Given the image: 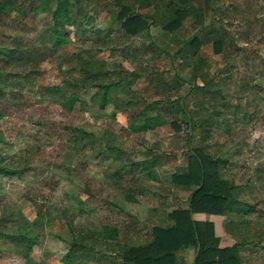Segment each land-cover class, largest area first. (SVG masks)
I'll return each instance as SVG.
<instances>
[{"label": "rangeland", "instance_id": "374dc122", "mask_svg": "<svg viewBox=\"0 0 264 264\" xmlns=\"http://www.w3.org/2000/svg\"><path fill=\"white\" fill-rule=\"evenodd\" d=\"M31 1L18 0L20 5L4 12L0 26H5L7 37L19 35L22 47L42 53L34 80L20 88L27 104L0 120V160L24 169L21 175H0V264H25L27 245L21 237L26 232L38 239L28 253L30 264H62L59 259L68 244L79 238L78 228L115 229L114 240L97 235L98 244L81 263L109 264L121 261L116 253L131 233L150 235L154 226H168V214L185 208L189 195L172 178L188 169L189 115L220 106L211 105L202 90L191 88L194 74L201 73L216 83L224 80L222 87H233L218 98L220 103L229 102V107L221 103L219 124L206 129L203 145L214 157L228 147L238 149L227 167H232L231 177L244 190L241 201L256 205L246 218L255 238L234 239L221 215L197 213L193 218L213 223L219 247L237 246L236 264H264V0H212L211 10V0L195 1L200 13L185 18L178 29L166 27L172 11L155 10L154 0L135 4L137 11L153 17L151 40L161 53L152 50L150 41L115 29L106 10L87 23L86 16L76 18L78 1L67 0L69 15L61 13L57 23L63 24L57 25L55 10L64 0H35L30 5ZM210 26L228 33L218 52L201 35ZM57 34L63 42L54 46ZM193 35L201 44L186 46L184 58L178 55L171 60L182 41ZM82 59L102 61L101 69L125 78L109 90L112 101L104 108L100 107L103 90L92 74L81 70ZM149 77L165 78L173 99L156 94ZM241 79L258 84V93L238 96L228 81ZM188 90L193 99L184 112L171 103ZM72 95L77 100L69 107L62 96ZM148 113L165 124L137 129ZM226 123L236 129L235 136L224 132ZM150 157L156 161L154 178L139 166ZM257 168L262 171L261 181L255 180ZM38 211L41 222L35 224ZM84 242L91 244L90 239ZM192 258L191 252L187 264Z\"/></svg>", "mask_w": 264, "mask_h": 264}, {"label": "trees", "instance_id": "16d2710c", "mask_svg": "<svg viewBox=\"0 0 264 264\" xmlns=\"http://www.w3.org/2000/svg\"><path fill=\"white\" fill-rule=\"evenodd\" d=\"M42 1V0H40ZM76 18H87L86 22L90 23L91 19L99 13L100 10H106L111 15L115 29L133 39H141L143 42L150 41L152 50L158 52L157 45L151 40L150 26L154 23L153 17L147 13L137 11L135 4H149L151 0H77ZM35 0L29 4L32 5ZM152 3V2H151ZM179 0H154L153 6L155 10L167 9L172 11V18L166 27L178 29L182 21L188 16L193 15L196 9L192 6H181ZM20 3L18 0H0V26L4 25L5 11H11ZM178 5V6H177ZM62 6V9H61ZM70 3L67 0L58 2V8L55 10V23L59 21L58 16L63 13L69 15ZM92 10L89 15L88 11ZM76 19V20H77ZM212 25V24H210ZM5 27V26H4ZM0 29V120L11 114L14 110L22 109L26 104L23 98L21 89L23 84H29L36 76V68L40 62L42 53L34 47H22L19 35L7 37L4 33L5 29ZM264 27V25H263ZM4 29V30H3ZM56 34V31H55ZM207 42L213 45L214 51L218 52L221 45L228 38L227 30L223 27H208L204 33ZM63 42L62 37L55 35L54 46H59ZM200 40L196 35L182 41L177 52L170 59L181 55L186 56V46L197 48ZM3 51H6L5 54ZM83 60V59H82ZM102 61L83 60L81 70L85 73L92 74L93 79L98 82L97 86L103 90L100 97V107L104 108L112 101L109 95L111 88H116L120 83L125 81V78L114 71L101 69ZM178 76V75H177ZM197 79L202 83H196ZM253 81L229 80L228 83L233 85L234 90L239 94H256L258 93L256 86L251 85ZM155 90L156 94L166 97L171 100L174 97L173 90L169 87L165 78L148 79ZM225 81L217 83L201 73L194 74V82L191 88L202 90L208 95L207 101L213 105H226L229 107V102L218 101L230 87H222ZM14 88L18 91H14ZM235 93V94H237ZM193 99L192 93L188 90L185 95L178 98V101L172 100V105L177 104L178 107L185 112V108ZM64 103L68 102L71 107L77 100L75 95L70 98L62 96ZM218 106V108L220 107ZM218 108H206L201 115H189L187 122V144L189 146L188 169L185 173L173 175V181L183 186L189 192L186 199V207L172 210L168 216V226H154L150 235H143L138 231L130 234L129 241H125V246L117 254L121 258L120 262H111L109 264H187L189 254L193 253L191 264H236L238 261L237 246L219 247V237L214 233V226L211 221L195 220L194 214L205 213L209 215H221L227 219V232L239 241L243 236H247L249 241L254 240V235L249 230L247 225V214L250 211L256 210V205H251L241 201L240 196L244 190L239 187L231 177L232 167H227L230 161H233L239 154L233 151L232 147H228L222 155L211 156L203 144L207 138L206 129L211 130L216 124H219L220 113ZM227 108V107H226ZM217 116V117H216ZM217 118V119H216ZM166 121L153 117L150 113L146 114L144 121L136 128L139 130L155 129L158 126L164 125ZM135 127V126H134ZM226 134L236 135L234 128L225 124L222 127ZM229 132V133H228ZM202 133V137H197L196 134ZM2 142V135H0ZM232 153V154H231ZM155 158L150 157L142 160L140 169L148 172L150 178H154L155 173ZM24 169L20 167H8L0 160V175L12 177L21 175ZM262 171L255 169V180H263ZM246 186H249L246 183ZM251 189V188H250ZM253 190V188H252ZM128 200H134L133 197H128ZM0 202V209H2ZM5 211V210H4ZM34 219L35 224L41 222V213ZM250 228V229H249ZM250 232V233H249ZM78 239H74L68 244L65 253L60 257L62 264H81L88 260L91 252L98 244L97 235L103 238L114 240L116 238L115 229L91 232L78 228L75 231ZM21 239L26 241L27 254H25V264L31 263V257L28 255L32 246L38 242L37 237H33L30 232L22 234ZM85 239H90V246L85 245ZM245 240L247 242L248 240ZM244 242V241H241ZM192 248V249H191ZM107 261V260H106ZM108 264V263H107Z\"/></svg>", "mask_w": 264, "mask_h": 264}, {"label": "crops", "instance_id": "0c3cea01", "mask_svg": "<svg viewBox=\"0 0 264 264\" xmlns=\"http://www.w3.org/2000/svg\"><path fill=\"white\" fill-rule=\"evenodd\" d=\"M179 1H181V2H183V4H180L181 6H187V7H189V6H192V7H194L195 9H196V11L193 13V15H191V16H193V17H197V15L200 13V7L198 8L197 6H196V4H194L193 2H195V1H198V0H179ZM208 6L209 7H211L209 10H211L212 9V0H211V2L210 3H208ZM191 16H188V17H191ZM214 15H213V19H214ZM212 19V20H213ZM201 33V32H200ZM202 36H204V33L203 34H201ZM211 216H214V215H211Z\"/></svg>", "mask_w": 264, "mask_h": 264}]
</instances>
